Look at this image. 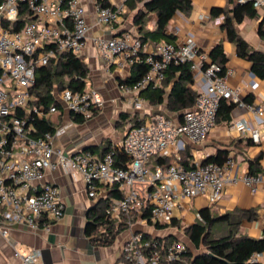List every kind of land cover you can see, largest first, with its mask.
Segmentation results:
<instances>
[{
	"label": "built area",
	"instance_id": "obj_1",
	"mask_svg": "<svg viewBox=\"0 0 264 264\" xmlns=\"http://www.w3.org/2000/svg\"><path fill=\"white\" fill-rule=\"evenodd\" d=\"M251 2L256 10L264 6V0ZM21 6L35 19L14 31ZM124 13L123 4L96 5L95 24L108 26L119 22ZM88 30L81 0H0V223L48 231L50 224L62 219L65 205L59 190L45 182L47 171L61 170L83 180L88 199H96L99 192L105 197L114 189L120 194L106 211L116 228H126L122 232L126 237L113 264H171L186 252V244L175 233V241L165 246L158 244L154 238L168 235H153L152 225L169 226L173 220H179L176 212L182 208V200L209 194L211 202L216 203L227 183L242 182L253 193L254 185L262 179L260 175L237 177L230 159L216 164L193 158L191 169L180 163L179 153L186 148V141L201 144L215 127L221 99L235 106L243 104L225 76H220L221 68L208 62L207 54L199 51L191 37L159 43L154 51L146 53L142 40L130 33L95 39L101 57L117 70L126 69L133 61L147 67L145 76L136 84L120 87L133 96L138 108L146 104L139 93L149 86H160L170 65H189L197 98L191 109L181 113L180 121L164 114L141 118V124L127 129L121 145L104 155L89 150H64L58 141L72 126L68 116L91 118L103 107L100 94L92 88L82 92L54 88L53 102L44 105L34 103L32 90L37 70L47 66L57 53L81 56ZM247 108L264 125V108ZM42 120L56 124L51 132L37 136L34 124ZM233 128L253 143L259 142L257 130L244 120L234 122ZM171 147L174 149L170 150ZM116 152L124 154L123 167L115 165ZM155 156L174 160L162 168L152 164ZM197 222L202 223V218L198 217ZM145 234L151 238H145ZM1 235L8 236L6 227ZM20 258L22 264H41L37 251ZM249 262L264 263V253H253Z\"/></svg>",
	"mask_w": 264,
	"mask_h": 264
},
{
	"label": "crops",
	"instance_id": "obj_2",
	"mask_svg": "<svg viewBox=\"0 0 264 264\" xmlns=\"http://www.w3.org/2000/svg\"><path fill=\"white\" fill-rule=\"evenodd\" d=\"M97 1L81 0L89 28L81 58L89 71L86 89H95L100 94L103 107L86 120L79 121L81 119L78 117L68 116L72 126L58 141V145L70 152L89 150L95 155H100L108 146L117 148L121 145L129 127V123L127 128H124V124L134 116L141 119L148 114H164L177 122L184 111L169 112L165 105L150 106L147 101L144 106L138 108L132 101L133 96L124 93L120 88L122 85L118 84L119 79L129 77V67L120 71L114 64H107L94 44L95 39H110L124 33L140 38L142 35L138 34L139 26L134 24L135 15L150 0H139L134 4V8H130L126 0H108L111 6L123 4L125 7L122 19L108 26L95 24ZM191 3L192 8L188 14L177 12L172 17L167 33H171L175 40L193 38L199 51L207 56L214 46L221 45L227 59L224 74L226 83L238 93L243 106H234L224 115L223 120H217L203 143L191 144L186 141L185 149L191 159L195 158L201 162L210 158L221 164L227 159L232 160L233 173L237 177L250 175L249 166L254 163L256 165L253 168H256V172L261 170L257 173L262 179L254 185L256 190L253 193L242 182L227 183L221 199L216 203L211 202L209 194L182 200V208L176 212L179 220H175L191 226L198 221L200 212L206 209L213 217L234 210H251L255 212L256 218L241 223L242 233L253 239H261L264 237V125L255 119L247 106L264 108V80L254 76L251 64L236 55L235 45L228 41L220 27L224 16L212 14L214 10L231 7L228 0H191ZM155 22L154 14H146L142 20L144 31L154 30ZM260 28L264 32V6L256 10L253 18L246 17L240 24L235 25L238 36L254 50L264 54V36L259 34ZM143 43L145 53L156 47L149 41ZM239 120H244L257 130L258 143H253L246 134L233 128L234 122ZM169 159L174 160L173 157ZM45 182L59 190L65 205L63 218L50 224L48 231L43 228L30 230L19 225L4 226L0 223V264H22L20 257L30 251L39 253L41 264H113L119 256L126 233L117 236V243L114 241L108 247L92 245L84 233L87 213L104 193L99 192L94 200L88 199L83 180L78 176L67 175L61 170L47 171ZM4 227L8 231L7 237L1 235ZM159 233H175L183 243L190 245L176 229L157 234ZM194 253L199 252L194 250Z\"/></svg>",
	"mask_w": 264,
	"mask_h": 264
},
{
	"label": "trees",
	"instance_id": "obj_3",
	"mask_svg": "<svg viewBox=\"0 0 264 264\" xmlns=\"http://www.w3.org/2000/svg\"><path fill=\"white\" fill-rule=\"evenodd\" d=\"M139 0H126L130 8H134ZM231 7L212 11L215 16L223 15L221 29L224 31L228 41L236 47V55L251 64V72L254 76L264 80V54L254 50L236 32L235 25L240 24L244 18H253L256 10L253 8L250 0L244 3H238L234 0H228ZM133 3V4H131ZM98 5L111 6L108 0H98ZM192 8L191 0H150L146 2L142 9L137 11L134 24L138 25V34H141L142 42H152L156 45L162 42L173 43L175 37L167 33V27L172 17L177 13L188 14ZM125 14V13H124ZM123 14V15H124ZM146 14H154L156 18L155 29L144 31L142 20ZM35 19L25 8L21 6L19 19L14 25V31L20 30L26 23ZM259 34L264 36L263 30ZM143 58V54H139ZM208 62L216 64L221 68L220 76H225L226 56L221 45L214 46L208 54ZM130 75L128 78L119 79L118 84L124 86H133L140 81L147 72V67L143 63L133 61L129 66ZM88 68L83 62L81 56L77 57L71 53H57L49 60L47 66L40 68L36 72V85L32 90L35 96V104L49 105L53 102L52 90L54 88H68L72 91L86 90ZM193 77L189 70L188 64L170 65L165 71V78L160 86L153 88L151 86L142 90L139 95L147 101L150 106L165 105L169 112L179 113L186 111L194 106L197 93L192 88ZM234 104L228 100L221 99L218 106L216 121L223 120L224 115L228 114ZM81 119V118H80ZM79 121H82L79 120ZM129 127H134L142 123V120L134 116L128 121ZM56 123L52 121H37L35 128L39 136L45 132H51ZM113 150L108 146L100 154L104 155ZM180 163L185 169H191L192 159L186 149L179 153ZM172 162L168 157L155 156L152 161L153 165H159L166 168ZM221 164L217 160L206 159L203 163ZM125 164L124 154L115 153V165L123 167ZM256 164L251 163L249 166L250 175H258L261 170L254 169ZM120 197L118 191L111 190L105 197L97 199L95 205L87 213V221L84 233L90 243L97 247L111 246L117 236L126 228L120 226L116 228L114 223L106 216V211L111 205L113 199ZM203 222H196L191 226L182 224L177 220L167 225H152L155 231H161L166 228L176 229L183 235L190 245L186 244V252L182 254L179 260L171 264H251L250 256L253 253H264V237L253 239L242 233L241 223L255 220L254 211L234 210L223 215L215 216L209 214L208 209L200 212ZM218 226L216 232L211 233V229ZM139 232V231H137ZM145 238L151 236L145 234ZM158 244L167 245L176 238L168 235L163 238L156 237L153 239ZM199 252L194 253V250ZM264 264V263H257Z\"/></svg>",
	"mask_w": 264,
	"mask_h": 264
},
{
	"label": "rangeland",
	"instance_id": "obj_4",
	"mask_svg": "<svg viewBox=\"0 0 264 264\" xmlns=\"http://www.w3.org/2000/svg\"><path fill=\"white\" fill-rule=\"evenodd\" d=\"M128 127V121H126L125 122V124H124V128H127ZM60 143V142H59ZM217 228H218V226H214L212 229H211V233H214V232H216V230H217ZM150 233H152L153 235L154 234H156V233H158L157 231H153V230H151L150 231ZM117 243V240L115 241V244Z\"/></svg>",
	"mask_w": 264,
	"mask_h": 264
},
{
	"label": "water",
	"instance_id": "obj_5",
	"mask_svg": "<svg viewBox=\"0 0 264 264\" xmlns=\"http://www.w3.org/2000/svg\"><path fill=\"white\" fill-rule=\"evenodd\" d=\"M251 1V0H250Z\"/></svg>",
	"mask_w": 264,
	"mask_h": 264
}]
</instances>
